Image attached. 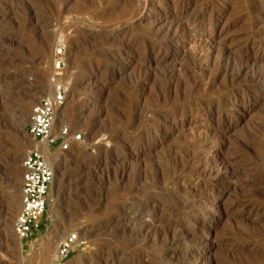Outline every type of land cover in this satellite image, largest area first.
I'll return each mask as SVG.
<instances>
[{
  "label": "rangeland",
  "instance_id": "1",
  "mask_svg": "<svg viewBox=\"0 0 264 264\" xmlns=\"http://www.w3.org/2000/svg\"><path fill=\"white\" fill-rule=\"evenodd\" d=\"M122 1L0 0V264H53L69 233L86 243L63 264H264V74L246 90L264 69V0H179L194 20L180 30L174 0H145L140 14ZM58 40L55 127L82 139L52 157L43 227L20 242L27 116L48 92ZM225 163L235 176L217 173Z\"/></svg>",
  "mask_w": 264,
  "mask_h": 264
},
{
  "label": "built area",
  "instance_id": "2",
  "mask_svg": "<svg viewBox=\"0 0 264 264\" xmlns=\"http://www.w3.org/2000/svg\"><path fill=\"white\" fill-rule=\"evenodd\" d=\"M65 46L61 40L54 44L48 92L32 105L27 116L26 132L34 148L25 152L21 161L20 209L13 222V231L20 242H29L43 227V216L48 205L55 168L52 157L70 149L82 139L81 133L67 126L53 125L55 114L66 101V88L62 78L66 67ZM86 242L77 233H69L58 243L52 256L53 264H63L68 256Z\"/></svg>",
  "mask_w": 264,
  "mask_h": 264
},
{
  "label": "bare ground",
  "instance_id": "3",
  "mask_svg": "<svg viewBox=\"0 0 264 264\" xmlns=\"http://www.w3.org/2000/svg\"><path fill=\"white\" fill-rule=\"evenodd\" d=\"M124 1V0H123ZM122 1V2H123ZM135 1H136V3H135ZM127 0V5H126V8L127 9H131V7L133 6V3H135V5H136V8H137V10L136 11H138V14H140L141 12H142V10H143V8H144V6L145 5H149V1L147 2V4H146V2H145V0ZM147 1V0H146ZM37 3V2H36ZM68 3H69V1H68ZM151 3H152V1H151ZM150 3V4H151ZM64 4V3H63ZM66 4V3H65ZM125 4V3H124ZM173 4V6H175V7H178V15H177V17H178V19H177V21H175V23L177 24V26L179 25L180 26V28L181 27H189V26H191L192 25V23L194 22V20L193 21H191V19H188V17H186V11H187V4L186 5H183L182 3H181V1H179V0H174V2L172 3ZM35 5V4H34ZM69 5V4H68ZM123 6V5H122ZM121 6V7H122ZM150 6V5H149ZM189 6V5H188ZM151 7H152V5H151ZM75 8V7H74ZM77 8H79V7H77ZM125 8V7H124ZM256 8H258V7H256ZM259 9V8H258ZM109 10V9H108ZM124 10V9H123ZM4 11V10H3ZM2 11V12H3ZM184 11V12H183ZM189 11V10H188ZM33 12V11H32ZM35 12V11H34ZM199 12V11H198ZM30 13V12H29ZM47 13V12H46ZM200 13V12H199ZM34 14V13H33ZM188 14V13H187ZM5 15V14H4ZM44 15V14H43ZM93 15H95V14H93ZM191 15V14H190ZM200 15V14H199ZM40 16V15H39ZM96 16V15H95ZM188 16H189V14H188ZM193 16V15H192ZM196 16V15H195ZM38 17V16H37ZM199 17V16H198ZM201 17V16H200ZM210 17V16H209ZM191 18V17H190ZM203 18V17H202ZM39 19H42V18H39ZM46 19V18H45ZM184 20L183 22H181V20ZM43 20V19H42ZM47 21V20H46ZM45 21V22H46ZM130 21V20H129ZM201 21V20H200ZM48 22V21H47ZM41 23V22H40ZM47 24V23H46ZM59 26V25H58ZM179 26H178V29L180 30V28H179ZM194 26V25H193ZM40 27V26H39ZM176 27V26H175ZM48 28V27H47ZM190 28V27H189ZM56 30V29H55ZM81 30V29H80ZM175 30H177V29H175ZM184 30V29H183ZM190 30H192V29H190ZM46 31V30H45ZM44 31V32H45ZM189 31V30H188ZM47 32H48V29H47ZM47 32H45V33H47ZM51 32V31H50ZM83 32V31H82ZM182 32H184V31H182ZM192 32V31H191ZM49 33V32H48ZM189 33V32H188ZM191 34V33H190ZM169 36H170V34H168ZM47 36V35H46ZM139 36V35H138ZM83 37V36H82ZM139 37H141V36H139ZM168 37V36H167ZM77 38V37H76ZM171 39H174L173 37H170ZM184 38H186V37H184ZM78 39V38H77ZM132 39H134V37L132 38ZM137 39V38H136ZM170 39V40H171ZM200 39V35H189L187 38H186V40H185V45L189 48V49H191V50H193L195 53L197 52L196 50H197V48L199 47H197V46H195L196 44H195V42H197L198 40ZM84 40V39H83ZM92 40V39H91ZM140 40H141V38H140ZM79 41V40H78ZM137 41V40H136ZM178 41H179V39H178ZM91 42V41H90ZM127 42V41H126ZM130 42V41H129ZM183 42V41H182ZM181 42V43H182ZM200 42H201V39H200ZM199 42V43H200ZM202 42H203V40H202ZM83 43V42H82ZM88 43V42H87ZM138 43V42H137ZM198 43V42H197ZM126 44H128V43H126ZM130 44V43H129ZM128 44V45H129ZM136 44V43H135ZM200 44H202V43H200ZM218 44V43H217ZM83 45V44H82ZM137 46H138V44H136ZM141 45V44H140ZM222 46V45H221ZM185 47V46H184ZM201 47H203L202 45H201ZM224 47V46H223ZM226 47V46H225ZM225 47L223 48L224 50H225ZM257 47H260V45H258ZM75 48V47H74ZM78 48V47H77ZM100 48V47H99ZM222 49V48H221ZM188 50V49H187ZM191 50H189V51H191ZM200 50V49H199ZM202 50V49H201ZM217 50H219V48H217ZM217 50H216V52H217ZM75 51V50H74ZM77 51H78V49H77ZM97 51V50H96ZM125 51V50H124ZM221 52H219V53H222V50H220ZM226 51V50H225ZM193 52V53H194ZM79 53V52H78ZM185 53H188V52H185ZM190 53V52H189ZM188 53V54H189ZM204 54V53H203ZM216 54V53H215ZM223 54V53H222ZM74 55V54H73ZM79 55V54H78ZM191 55V54H190ZM196 55V57L198 58V53L197 54H195ZM218 55V54H217ZM76 58H77V56L76 55H74ZM204 56V55H203ZM201 57V56H200ZM250 57V56H249ZM252 57V56H251ZM250 57V58H251ZM254 57V56H253ZM75 58V59H76ZM130 58V57H129ZM204 59H205V56L203 57ZM223 58V57H222ZM246 58H247V56H246ZM218 59H220L221 60V58H218ZM226 59V58H225ZM240 59V58H239ZM253 59V58H252ZM252 59H251V62H253L252 61ZM200 60V59H199ZM203 60V59H202ZM246 60H248V59H246ZM254 60V59H253ZM240 61V60H239ZM74 62V61H73ZM198 62V61H197ZM196 62V63H197ZM200 62H202V61H200ZM199 62V63H200ZM223 62H225V61H223ZM244 62H245V60H244ZM243 62V63H244ZM247 62V61H246ZM245 62V63H246ZM248 62H249V60H248ZM256 62V61H255ZM219 63V62H218ZM227 63V62H226ZM234 63V62H233ZM236 63V62H235ZM240 63V62H239ZM241 64V66L239 67V72L242 70V69H244L245 68V64ZM254 63V62H253ZM201 64V63H200ZM230 64V63H229ZM232 64V63H231ZM224 65H225V63H224ZM235 65V64H234ZM252 65V64H251ZM237 67V66H236ZM253 67V66H252ZM252 67H251V69H252ZM226 68H227V66H226ZM230 68H231V66H230ZM259 68H260V66H259ZM259 68H257V69H259ZM122 69V68H121ZM228 69V68H227ZM235 69V68H234ZM238 69V68H237ZM229 70V69H228ZM231 70V69H230ZM247 70V69H246ZM171 71V70H170ZM232 71H233V69H232ZM235 71V70H234ZM248 71H250V70H248ZM258 71V70H257ZM116 72H117V70H116ZM229 72V71H228ZM239 72H236V74H234V75H237ZM244 72H245V70H244ZM252 72H253V70H252ZM7 73V72H6ZM243 73V72H242ZM258 73V77H257V75H254L253 77H252V84L248 87V88H246V90L247 91H249V90H252V89H254L255 87H256V85H257V83L259 82L258 81V79L260 78V75H262V74H264V69H260V71L259 72H257ZM165 74V73H164ZM241 74V73H240ZM246 74V73H245ZM232 75V74H231ZM239 75V74H238ZM248 75V74H247ZM7 76H9V75H5L3 78H0V82L4 79V78H6ZM229 76V75H228ZM244 76V75H243ZM146 77V76H145ZM233 77V76H232ZM231 77V78H232ZM248 78V77H247ZM249 78H251V76H249ZM148 79V78H147ZM229 79V78H228ZM249 80V81H250ZM261 80V79H260ZM104 81V80H103ZM188 81V80H187ZM235 81H236V79H235ZM249 81H248V83H249ZM184 82H186V81H184ZM231 82V81H230ZM132 83V82H131ZM187 83V82H186ZM260 83V82H259ZM103 84V83H102ZM190 84V83H189ZM188 84V85H189ZM235 84V83H234ZM231 85V84H230ZM135 86V85H134ZM232 86V85H231ZM173 89V88H172ZM174 89H176V88H174ZM169 90V89H168ZM167 91V90H166ZM173 91H175V90H173ZM172 91V92H173ZM178 91V90H177ZM176 91V92H177ZM167 93V92H166ZM169 93V92H168ZM247 93V92H246ZM30 95V94H29ZM174 95H175V92H174ZM223 101V100H222ZM226 101V100H225ZM222 103V102H221ZM248 103H249V101L247 102L246 101V103H244L243 101L242 102H240V100H237V99H234V100H232V107H234V108H237V109H239V108H242L243 106H245V105H248ZM253 103V102H252ZM250 105V104H249ZM220 106V105H219ZM216 108H218V107H216ZM243 111V110H242ZM214 112V111H213ZM151 113V112H150ZM154 113V112H153ZM215 113V112H214ZM219 114V113H218ZM217 114V115H218ZM264 115V114H263ZM56 116H57V112H56V114H55V117H54V121H53V125L55 126V119H56ZM97 117V116H96ZM219 117V116H218ZM264 117V116H263ZM262 117V118H263ZM91 120V119H90ZM227 120V119H226ZM228 120L230 121V118H228ZM93 121H94V119H93ZM96 121V120H95ZM263 121H264V119H263ZM94 129V128H93ZM96 129V128H95ZM94 131V130H93ZM102 132V131H101ZM1 133V132H0ZM1 135V134H0ZM194 135V134H193ZM157 136V135H156ZM194 138V137H193ZM146 145H147V143H146ZM145 147V146H144ZM147 147V146H146ZM143 148V147H142ZM187 148V147H186ZM185 148V149H186ZM180 152V151H179ZM183 153V152H182ZM139 154V153H138ZM143 154V153H142ZM184 155V154H183ZM186 155H188V154H186ZM57 156V155H56ZM172 157H174V156H172ZM169 158H170V156H169ZM183 158H185V157H183ZM178 159H179V156H178ZM176 160H177V158H176ZM174 161V160H173ZM182 161V160H181ZM167 162V161H166ZM179 162H180V159H179ZM125 163V162H124ZM174 163H176V161L174 162ZM122 164H123V162H122ZM226 165H224V164H222L223 166L221 167V168H218V171H217V173H219V172H226V173H229L230 174V176L232 175H234L235 174V171H232L231 170V168L232 167H230L229 165H228V163H225ZM168 165V164H167ZM232 165V164H231ZM125 165H123V167H124ZM166 166V165H165ZM182 166V165H181ZM107 167V165L105 166V168ZM123 167L121 166V168L123 169ZM170 167V166H169ZM172 167V166H171ZM54 168H55V172H56V167L54 166ZM173 168H174V166H173ZM176 168V167H175ZM178 168V167H177ZM213 168V167H212ZM212 168H210L209 169V171H211V172H213L214 170H212ZM110 169V168H109ZM106 170V169H105ZM172 170V169H171ZM111 171V170H110ZM209 171H208V174H209ZM216 171V170H215ZM207 172V171H206ZM222 172V173H223ZM214 173H216V172H214ZM140 174V173H139ZM128 175V174H127ZM142 174H140V176H141ZM144 175H146V174H144ZM144 175H142V176H144ZM221 175V174H220ZM226 175V174H225ZM210 176V175H209ZM235 176V175H234ZM147 177V176H146ZM145 177V178H146ZM226 177H228V176H226ZM158 178V177H157ZM221 178V177H220ZM225 179V178H224ZM149 180V179H148ZM158 180V179H157ZM160 180V179H159ZM220 182V181H219ZM146 184H148V183H146ZM212 197V196H211ZM177 198V197H176ZM180 198V197H179ZM150 199H151V197H150ZM153 199V198H152ZM158 199V198H157ZM162 199V198H161ZM213 199V198H212ZM160 200V199H159ZM164 200V199H163ZM153 201V200H152ZM215 201V200H214ZM151 202V201H150ZM157 204V203H156ZM191 204V203H190ZM195 204V203H194ZM160 205V204H159ZM196 205V204H195ZM195 205H193V206H195ZM137 207V206H136ZM141 207V206H140ZM161 208H162V205L160 206ZM197 207V206H196ZM142 210V209H141ZM205 210V209H204ZM136 211V210H135ZM137 211H138V209H137ZM146 211V210H145ZM144 211V212H145ZM160 211H162L161 209H160ZM206 211V210H205ZM141 212V211H140ZM134 213V212H133ZM159 213V212H158ZM145 214V213H144ZM157 214V213H156ZM126 215V214H125ZM140 215V214H139ZM147 215V214H146ZM129 216H132V215H129ZM128 216V217H129ZM156 216V215H155ZM161 216V215H160ZM125 217V216H124ZM144 217H146V216H144ZM150 217V216H149ZM154 217V216H153ZM156 217H158V216H156ZM129 218H131V217H129ZM137 218V217H136ZM123 219H125V218H123ZM145 219V218H144ZM143 219V220H144ZM206 219V218H205ZM140 220V219H139ZM158 220V219H157ZM212 220V219H211ZM130 221V220H129ZM148 221H150V220H147V222ZM154 221V220H153ZM126 222V221H125ZM131 222H133V221H131ZM205 221L202 219V221H200V223L202 224V223H204ZM124 223V222H123ZM199 223V224H200ZM120 224V223H119ZM127 224V223H126ZM142 224V223H141ZM151 224V223H150ZM198 224V225H199ZM132 225V224H131ZM130 225V226H131ZM135 225H136V223H135ZM172 225V224H171ZM121 228H119V229H122V226H120ZM174 227V226H173ZM175 228V227H174ZM251 228V227H250ZM124 229V228H123ZM126 229H127V227H126ZM130 229V228H129ZM128 230V229H127ZM176 230V229H175ZM123 231V230H122ZM179 231V230H178ZM189 231V230H188ZM121 232V231H120ZM180 232V231H179ZM123 233V232H122ZM191 233V232H190ZM185 234V233H184ZM141 236V235H140ZM143 236V235H142ZM145 237V236H144ZM173 239V238H172ZM174 239H175V237H174ZM108 264V263H107ZM214 264V263H213ZM220 264H222V263H220Z\"/></svg>",
  "mask_w": 264,
  "mask_h": 264
}]
</instances>
